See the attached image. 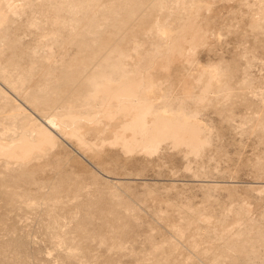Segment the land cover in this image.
Masks as SVG:
<instances>
[{
    "label": "bare ground",
    "instance_id": "1",
    "mask_svg": "<svg viewBox=\"0 0 264 264\" xmlns=\"http://www.w3.org/2000/svg\"><path fill=\"white\" fill-rule=\"evenodd\" d=\"M171 1L178 5L173 11V14L176 13L173 19L176 22H172V27L168 24L172 15L165 12L161 15L163 17L166 14L164 19L159 17L162 21L157 16L165 9L164 0H0V208L3 204L18 206L21 197L39 198L45 213L41 216H46L45 220L39 216L45 221L40 223L41 228L51 241L54 240V246L60 247L57 249L59 252L61 248L65 251L60 257L63 261L72 259L77 264H91L89 260L96 259L93 250L97 247L105 248L108 259L112 253L122 252L128 247L129 251L126 249V252L136 260L127 255L133 262L127 264H264V226H260L259 220L253 216L244 201L245 195L242 196V205L221 208L217 216L210 214L207 209L205 212L204 208L193 209L190 204L178 207L177 204H183V201L156 200L158 206L171 207L160 210L158 216L162 223H159L158 228L148 225L149 230L142 242L143 245L147 244L144 249L136 250L134 246L136 252L131 248L132 245H128V241L136 240V234L131 231L134 222H129L122 215L128 212L121 214L118 210L119 207L127 210L129 206L120 199L118 202L113 199L115 196L121 197L120 192L113 187L127 183L117 177L115 181L109 179L111 176L104 169L110 170V161L114 160L116 164L112 161L111 165H120L117 169L124 171L127 170V163L138 160L130 157L135 152L144 156L139 158L141 161L153 159L155 155L159 162L171 161L167 152H161V149L168 150L171 146L176 151L174 153L188 161L186 169L194 163L197 166L193 175L200 174L197 167L204 164L205 157L208 159L214 153L210 155L207 148V145L213 144V136H210L213 129L208 124L211 120L206 119L209 121L207 123L203 117L199 119L203 109L200 103L208 92V100L215 101L217 94L219 97L223 92L226 94L227 90L233 94V89L235 94L231 95L232 100L237 102L245 96L241 97L242 94L239 95L240 91L237 92L236 88H252V84L243 76L237 85L234 83L235 88L229 89V83H223V75L214 66L209 68L210 72L207 69L214 82L210 78L207 83L203 81L205 84L201 85L200 95L191 90L188 80L191 73L186 72L187 67L180 66L184 59H179L185 57V62L194 64L195 60H189L197 54L198 46L207 43L208 30V39L212 37V29L206 26L211 21L205 19L208 20V16L213 19L212 15L206 14L211 11L213 0L195 1L197 4L193 3L194 0ZM240 2L242 6L249 7L247 13L252 15L253 20L248 24L253 22L255 25L257 20H261L258 18H264V0ZM180 6L183 9H179ZM165 19H169L165 23L168 26L164 24ZM212 22L208 26L212 28L213 25L215 28L216 22ZM263 22L255 25L256 28L258 25L261 27ZM150 32L155 36L158 34L156 41L159 34H166L170 39L165 45L162 43L163 46L160 38L158 42L161 47L156 42L150 44L152 47L157 45L153 57L151 55L155 53L149 50L152 53H149L151 61L147 58L148 50L143 53L139 51L141 55H147H142L148 60L145 62L141 55L138 56L140 45L138 47L136 42L139 44L137 37L140 35L152 39V33L151 36L146 35ZM55 45L56 51L53 50ZM162 49L167 51L166 55L158 56L164 51ZM131 51L133 60L137 55L140 63H135L136 57L135 64L132 59V62L129 61ZM208 67L201 68L206 70ZM224 70L222 72L225 73ZM193 71L196 72L195 68ZM177 90L182 91L176 94ZM231 102L223 103L230 117L235 114L231 106L236 104ZM216 104H219L218 100L214 102L212 111L217 108ZM253 105L249 104V108ZM219 109V112L215 110L219 113L218 117L224 111ZM251 115L253 117L254 114ZM254 117H245L242 122L251 124V131L257 133L258 130L259 134L262 131L264 137V114ZM54 147L56 150L52 155ZM68 148L95 169L90 171L92 180L88 184H97L98 188L89 189L88 193L92 194L95 190V195L84 202L86 205H95V209L89 211L84 207L86 210H80L81 215H77L75 208L83 200L78 203L77 199L88 185L78 184L76 179H80L79 175L67 174L64 165L60 164L59 155ZM262 154V160L256 154L259 157L256 156L255 163L258 158L261 163L264 162ZM108 156L111 160L105 164ZM257 165L259 169L255 173H263L264 164H259L260 167ZM45 170L60 175V179L55 180L54 175L48 174L54 178L52 182L43 176L45 181H38L40 179L37 180L36 175ZM203 187L207 190L203 195L207 201L211 197L210 190L222 188V185L204 184ZM252 187H246L248 192L256 188ZM258 188L264 189V185ZM147 193L153 191L149 189ZM74 201L77 202L73 204ZM37 202L27 199L28 205H36ZM0 211L3 212V209ZM2 212L0 264H28L23 251L27 233H21L16 227L8 225L9 215ZM66 223L73 225L66 227ZM214 238L217 241H212ZM82 257H88L89 260H82Z\"/></svg>",
    "mask_w": 264,
    "mask_h": 264
},
{
    "label": "rangeland",
    "instance_id": "2",
    "mask_svg": "<svg viewBox=\"0 0 264 264\" xmlns=\"http://www.w3.org/2000/svg\"><path fill=\"white\" fill-rule=\"evenodd\" d=\"M195 1H199V0H194L193 3H195ZM204 1L205 0H203V2ZM164 2H166L165 4L167 7L163 6V8H165V9L162 8L163 12L160 11L162 14H160V12H159V14H157V16H158V18L161 17V19H164L166 14L163 17L161 15H164L165 12L170 14L169 16L172 15L171 17H169L170 20L165 19L166 22H164V24H165L169 20L170 22L168 21V24L170 23V25H171L174 23L175 20H173V19H175L174 17L176 16L175 15L176 13L173 14V11H175V9L178 5H174V1H171V0L170 1L164 0ZM203 2L201 4H203ZM212 2H211L212 4H210V7H212V8H210L211 11L209 10L210 12H206V14L212 15L213 19H211L210 16H208V15L207 16L209 19L208 20L205 19L207 22L213 21L214 22V23L212 22L213 24H215V22H216V24H215L216 26L214 25V27L216 28L215 29V28H213V25H212V28L209 27V26H211V24H210L211 22L207 23L205 21V23H207V25L205 24L207 26V28L210 30L212 29V31H211L213 34L212 37L210 36L208 39V36H209L208 32L210 33V31L208 30V32H207L208 36H206L207 37L206 41L208 40L207 43L202 44V46L200 45V47L198 46L199 47V48L197 47L198 50L196 49L197 54L195 53V55H194L195 57L196 56L197 57L195 58L193 56L192 59L190 58L191 60H189L191 62H193V60H195L194 64L193 63L188 64V61L185 62L186 61L185 57H181L179 59L182 61V58H183L184 59V61H182L183 63L181 61H178V63L181 62L180 66L183 65V66L187 67V68H185L186 72L191 73V75L188 73L189 74L188 76L190 77V78H188V80L190 81L189 83L191 84L190 85L192 88L191 90L194 91V93L196 92L195 93L196 95L197 94L200 95L199 93H201V90L203 88V87H201V85L207 83V80L209 78L211 79V82H212V79L214 82V78H211L210 74L208 73V70L210 72L209 68L214 67V66H217L218 70H219L218 72H220L219 74L223 75L222 76V79L224 80L223 83H225V81L227 83H229L228 84L230 86L229 89L235 88L236 87L235 84L237 85L238 84L237 82H239L244 77H245V79L249 80L250 84H252V88H251V86H250L251 89L250 88H243V89L241 88L242 90H239V89L237 90V88H236L237 92H239V91L241 92V93L239 92V95L242 94L241 97L245 96L244 98H242L243 100L240 99L242 101H240V100H238L239 102L237 101L238 104L236 101L233 102V100H232L231 95L235 94L234 89L232 90L233 94H231L230 92H227L228 90L226 91V94H225V92H223V94L221 93L219 95V97L217 94V96L215 97L216 99L214 98L215 101L208 100V98L210 97V96H208V94L210 95V93L208 92L206 94L207 96L205 97V100H203L201 102L202 104L200 103V106H203L204 111L202 109L203 113L200 111V114H199L200 118H199V116H197V118L201 119V117H203L204 120H206V119H208L209 121L211 120L210 122L208 120H206V121H207V123L209 122L208 124L211 125L212 128L210 127V129H213V131L211 132L212 134H210L211 137L213 136L212 137L213 144L207 145V148L210 151V153H209L210 155L213 152L214 153L208 159L205 157V160L203 161L204 164L201 165L202 168L200 166L197 167L199 170V173H200L198 175H193L194 171L196 170L197 165L194 163H191V164L189 163L190 168L186 169L185 166L187 165L188 161H185L186 160L185 157L182 158L180 156V154L177 155V153H174L176 151L171 146L168 148V150H167V148L161 149V152H163V153L167 152V154L166 153H164V154H166L167 157L171 161L168 160L166 162H159L156 155L152 156L153 159L150 158V160L145 159V160L141 161L142 157H144V156L138 155L135 152V154L130 156V157L132 159H138V160H133V162L130 163L131 165L127 163L126 164L127 170H125V171L122 170L121 168L118 170L117 167H119L120 165L115 166L116 162H114V160L109 159V156H108L107 160L104 161V163L107 164V162L111 160L110 164H109L110 166H108L110 168V170L108 168H107V170L104 169V171H106L108 176H111V178L109 177V179L115 181L114 179L119 178L121 182L127 183V184L123 183V185H121L122 187L121 186L113 187V188H116L117 192H120L119 194L121 196V197L115 196L113 199L116 202L122 200L129 206V209H127V210L122 209V207H119L118 211L120 213L121 212L122 213L128 212L127 215L122 214V213L121 214L124 217H126L129 220V222L132 221L135 223V224L133 223L134 228L131 227V231L133 230V232L136 234V237H135L136 240L128 241L129 243L131 242V244L128 243V245H130L129 247H131V245H132L131 248H133L135 246L134 248H136V250L137 249L139 250V248L144 249L145 247H147L146 246L147 244L144 242V244H146V245H143L142 242L144 240V237L147 235V231L149 230L148 225L152 224L155 228H158L159 223H162L161 220L159 219V216H158L160 214V210L161 209L164 210L166 208H171V207H166L164 205L158 206L156 200H159V199L160 200H166V201L169 200V201H173V202L175 201L177 203L183 201L184 202L183 204H177L178 207H185V206H187L185 204H190V205H193V207H192L193 209L194 208H198V209L204 208L203 209L204 211H205V209H207L206 211H209L210 214H212L213 216H217L219 213V210L221 208L222 209H224V208H237L239 205H242V196L245 195L244 201L250 207V210H251L253 216L259 220L260 226H262V225L264 226V189L258 188L259 186L264 185V176H263L264 171L262 169H260V170H262L263 173L258 171L259 172L258 174L261 173L262 176H261V174L258 175L257 173H255V171L257 172V170L259 169V168H256L257 163L262 160L261 154H262V151H264V143H263L264 137L262 135L263 134L262 131L260 132V134H259L258 130H257V133L254 131H251L252 125L249 123L244 124L243 123L244 121L242 122V120H244L245 117L253 118L255 115V117L258 118L259 115L264 114V22H263L264 18L263 17L258 18L261 20H259V21L257 20V22L258 23L263 22V23H262V26L260 23L261 27H259V25H258L257 28L259 27V29H257L255 25H257L258 23H255V25H254L253 22H250V24H248L250 20H253L252 15L247 13V10L249 7H246L244 5L242 6V3L240 2V0L239 1L238 0H224V1L223 0H213ZM195 4H197V2ZM229 7H231V8H229ZM179 9H183V8L181 7ZM158 11H156V12L158 13ZM168 14H167V17H168ZM161 19L159 18L160 21H162ZM176 19L179 20V18H176ZM220 22H221V24H220ZM168 24L167 25L165 24V25L168 26ZM217 24H219V25H217ZM250 25H253V26L250 27ZM254 26H255V29L253 28ZM171 27H172V25H171ZM145 33H146V31H145ZM151 33L152 32L147 33L146 35L151 36ZM163 35L166 36V34H161V35L159 34V36H158L159 39L161 38V41L159 39H157V41H156V36L154 34L152 36V39L149 36H147L148 38L146 36L144 38L143 35L138 36L137 37L138 40L141 41L140 42V41L136 40L139 42V44L135 41L136 44L138 45V47L140 45V47L138 48V52L148 50L146 54L147 55L149 53L152 54L155 51L154 48L157 47V45H155L156 47H154V46L152 47L154 42L159 44L158 41H160V44H162V43L166 44L167 40L170 39L169 36L168 37L166 36V38H164L165 36L162 37ZM153 38H155V40ZM149 39H150V41H148ZM151 40H153V41L151 42ZM163 40H164V42H162ZM142 41H143V43H142ZM145 42H146V44H145ZM140 43H142V45ZM150 44H152V45H150ZM162 45H160V47ZM55 48H57L56 45L54 46L53 50ZM139 49H141V50H139ZM163 50L164 49H162V51ZM54 51H56V49ZM138 52H137V54H138ZM141 52H139L140 54L138 56L141 55ZM166 52L164 50L162 53L160 52L159 53L160 55H158V56H161L162 54L166 55ZM154 53L155 54L151 55L152 57L154 55H156V52H154ZM146 54L144 53L142 55H145L144 57H147ZM150 54L147 57L149 61H151ZM132 55H133V52L130 55L131 58H129V61H131L130 59H132L133 62L132 61L131 62L134 63V60L136 57L135 63H138L139 57L134 54L135 56H134V60H133ZM142 55H141V57L143 58ZM141 57H140V60L142 59ZM143 59L145 62H148V60H146L145 58H143ZM143 59H142V63H145L143 61ZM131 62H129V63H131ZM154 62H156V61H153L152 63H154ZM175 63H176V65L178 64L177 62H175ZM191 65H193V66H191ZM207 66H209V67L206 68V70H204V68H201V67H207ZM221 66H223V67H221ZM194 68H195L196 72H194V71L191 72L192 70H194ZM196 68L198 70L200 68L199 72H198V70H196ZM188 69L189 70L192 69V70L187 71ZM202 69L204 70V72L207 71L206 75L204 74V72L202 74H200V71H202ZM222 70H224L225 73L222 72ZM227 70H229L230 73ZM197 72L199 73V76H198ZM192 74L194 75V77L196 74L197 75L195 78L194 77L192 78V76H193ZM203 74L205 75L206 78H207V75L209 77L206 79ZM225 74H227L229 76H227ZM197 76L199 77V80H198L199 83L198 84L196 82ZM225 76H226V78H225ZM201 77H203V78H201ZM194 79H195V82H194ZM203 81H205V83ZM208 82H209V80H208ZM232 83L234 86L231 85ZM192 86L193 87L195 86V87L193 88ZM209 86H210L209 87L210 89H208V90L210 91L212 89H211V85H209ZM245 89H246V91H245ZM181 91L177 90V93L176 92L175 93L179 94V92H181ZM242 91H244V92H242ZM247 91H248V93H247ZM229 93H230V95H227ZM244 93H245V95H243ZM180 95L182 96V93ZM221 95H223V96H221ZM216 100H218V103H219V104H216V106H217L216 109L218 110L217 112H219V110H220L219 108H221V111L224 110L223 113L220 112L221 116H219V117H218L219 113H217L215 111L216 109H214L212 111V109H213L212 107L214 106V102H216ZM224 100H226L225 102L228 104H230L229 102L232 101L234 104L236 103L238 106L237 107L236 104L235 105L233 104L234 107H236V108L231 106V109H233V113H235V114H232V117H230L229 115L226 114V111H225V108L223 105ZM232 102H231V104H232ZM226 103H224V104H226ZM247 104H248V106L246 107ZM249 104L250 105L254 104L252 107H250L251 109L249 108ZM231 109H230V112L232 113ZM252 109H253V111H251ZM251 113L254 114L253 117H252ZM201 114L204 116H201ZM224 117H225V119H224ZM222 118H223V120H222ZM242 124H244V125H242ZM248 124L250 125V127H248L249 126ZM252 124H253V122H252ZM258 136L260 138L262 136L263 139L261 138V140H259L260 138H258ZM261 141H262V143H261ZM217 148H218V150H217ZM169 149L170 150L174 149V150L170 151ZM219 149H220V151H219ZM55 150H56V148L51 151L52 155H53V152ZM162 150H164V151H162ZM216 150H217V152H216ZM63 152H64V150H63ZM169 152H171L174 156L171 153H170L171 155H169ZM68 153H69V155H68ZM256 154L261 157V160H260V158H258L257 163L254 162V161H256V156H257ZM67 156H69V157H67ZM70 156H72V157H70ZM259 156H257V157H259ZM262 156L264 157V153L262 154ZM59 157L61 158L60 164L62 163L64 165L63 168L65 169L64 171L67 170L66 171L67 174L76 173V175H79V178H80V179H76L77 183L80 184L81 186H85V184L88 185V188L82 187L83 189L80 193V196L77 199L78 203H81L80 200H83V202H82V204H83L84 202H87L89 200V198L92 199V197L95 195V194H93L95 192V190L94 191L92 190L93 191L92 194H89L88 190L91 188H95V187L98 188L97 184H95V186H94V184H88L89 182L91 183V180H92V179H90V178H92V176H91L92 173L90 174V171L95 170V169H93V166H91L88 163H85L86 161H84L80 157V155H78L76 152H74L73 150H70V148L65 149V152L61 153V155H59ZM173 157H174V159H173ZM118 158H120V157H118ZM139 158H141V159H139ZM151 160H153V161L151 162ZM263 160H264V158H263ZM111 162L115 163L113 165L116 168H112L113 165H111ZM253 162H254V164H253ZM123 163L124 162L122 161V164ZM259 164L262 165V164H264V162H262V163L260 162ZM127 165L128 166L130 165L129 166L130 168ZM258 165H257V167H260V165L259 166ZM87 166H89V167H87ZM78 170H79V172H78ZM108 170L111 172L109 173ZM84 172H86V173H84ZM125 172H127V173H125ZM129 172H130V174H129ZM45 173L47 176L45 175ZM205 173H206V175H204ZM48 174H49V176L54 175L53 177H55V180L60 179V178H58V177H60V175H57L56 173H52L49 170H45L44 173H38L36 175V179L37 180L40 179L38 181H43L44 179L48 178V179H50V182H52L54 180V178L49 177ZM123 174H125V175H123ZM42 176L45 178L43 179ZM74 176H75V174H74ZM115 177H117V178H115ZM74 180L75 179H72V181H74ZM203 183L204 184H219V185H222V188L219 187L218 189L215 188L214 190L212 189V191L210 190L211 193L209 195H211V197L206 201V198L203 195L205 194V192L207 190L205 191V189L203 187V185H204ZM128 186H130V187L128 188ZM247 186H253L256 188H254L253 190L249 189L250 191L248 192V190L246 188ZM245 188H246V190H245ZM248 188H251V187H248ZM149 189L151 191H153V193H147V192H149ZM146 190H147V192H145ZM122 191H123V193H121ZM124 191L126 192V194H124L125 193ZM150 194H152V196ZM28 198L33 200V201H38V202L35 203L36 205H28L27 204ZM118 199H120V200H118ZM187 200L189 201V203L187 202ZM75 202H77V201H74L73 204ZM40 203H41V201H39V198L34 199L33 197L32 198L21 197L18 199V203H17L18 206H10V205L3 204L0 208V210L3 209V212L9 215V220L7 221L8 225H12V226L16 227L17 230L20 231L21 233H25V232L27 233L26 244H25L23 251H24V255L26 256V259L28 260V264H74V263L77 264L76 263L77 261L76 260L74 261L72 259H70V260L66 259V261H63L61 258L63 257L65 251H63V249L61 248V252H59L60 250H57V249L60 247L56 248L57 245L55 244L56 246H54V244H53L54 240L51 241L50 238L48 236H46L45 233H43V230L41 228L40 223L42 224L43 222H45L44 220H45L46 216L45 215L41 216L45 213H43L44 212V210L42 208L43 205H41ZM64 204H66V203L64 202ZM82 204L78 205L75 208L77 215H81L82 212L80 210L83 211V209H84V211H85L86 210L85 208H87V210H89V211H94V209H95V205H92L91 203L87 204V205L85 203H84V205H82ZM88 205H92V206H88ZM78 207L81 209H79ZM39 209L43 210V211H40ZM0 212H2V211H0ZM39 216L44 217L43 218L44 220ZM262 218H263V220H262ZM38 219H40L39 220L40 222L38 221ZM67 225L68 226H66V227H70L73 225V223L72 224L69 223ZM137 234H138V236H137ZM212 241H217V238L212 239ZM126 249L125 250L123 249L122 252L117 251V252L112 253L111 257H110L111 259L109 258L110 259L109 260L107 258V253L105 251V248L104 247H102V248L97 247L93 250V253L96 256V259L94 261H90L88 259V257H82V260H89V262L91 264H115V263L117 264L118 262H120V264H121V262L128 260L130 258L129 256H132V258H131L132 260L135 258L133 255H128V253L126 251L127 250L129 251V249H127V250ZM77 250L79 251V249H77ZM136 250L134 249V251H136ZM124 251L126 252L125 255L123 254V253H125ZM136 252H138V251H136ZM127 255L129 258L127 257ZM132 260L129 259L128 260L129 262L125 261L123 263H125V264L133 263V262H130ZM135 260H136V258L134 259V261Z\"/></svg>",
    "mask_w": 264,
    "mask_h": 264
}]
</instances>
